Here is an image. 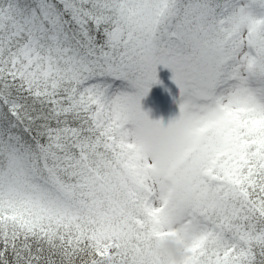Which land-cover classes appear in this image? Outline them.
Returning <instances> with one entry per match:
<instances>
[{
    "label": "snow or ice",
    "instance_id": "6c2138e0",
    "mask_svg": "<svg viewBox=\"0 0 264 264\" xmlns=\"http://www.w3.org/2000/svg\"><path fill=\"white\" fill-rule=\"evenodd\" d=\"M0 264H264V0H0Z\"/></svg>",
    "mask_w": 264,
    "mask_h": 264
},
{
    "label": "clouds",
    "instance_id": "9594fccd",
    "mask_svg": "<svg viewBox=\"0 0 264 264\" xmlns=\"http://www.w3.org/2000/svg\"><path fill=\"white\" fill-rule=\"evenodd\" d=\"M164 251L175 258H179L181 255V252L179 250V246H177L174 242L172 241H167L164 244Z\"/></svg>",
    "mask_w": 264,
    "mask_h": 264
},
{
    "label": "trees",
    "instance_id": "16d2710c",
    "mask_svg": "<svg viewBox=\"0 0 264 264\" xmlns=\"http://www.w3.org/2000/svg\"><path fill=\"white\" fill-rule=\"evenodd\" d=\"M166 113L165 112H156L155 110H153V116L154 118H158V117H165L166 118Z\"/></svg>",
    "mask_w": 264,
    "mask_h": 264
}]
</instances>
